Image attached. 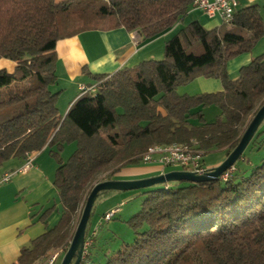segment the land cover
Instances as JSON below:
<instances>
[{
	"label": "trees",
	"instance_id": "16d2710c",
	"mask_svg": "<svg viewBox=\"0 0 264 264\" xmlns=\"http://www.w3.org/2000/svg\"><path fill=\"white\" fill-rule=\"evenodd\" d=\"M193 1L0 0V61L14 64L11 71L0 68V89L23 87L0 97V166L48 149L57 165L53 184L62 209L53 229L22 248L13 264H36L59 247L66 252L90 189L125 165L140 163L146 148L195 145L203 157L215 151L228 156L234 149L264 103V54L242 66L236 79L226 71L230 60L249 53L264 36L255 5L236 10L230 26L206 30L192 22L179 29L164 43L161 60L91 75L96 92L75 98L64 118L59 92L51 90L59 40L119 28L151 40L182 22ZM200 76L217 79L222 90L177 93ZM210 106L219 115L208 123L202 110ZM71 143L76 149L63 162L60 153ZM114 193H99L90 218L96 202ZM144 195L127 221L133 242L103 264H264V159L251 169L233 167L226 180L166 183ZM90 218L85 241L90 239L91 248ZM89 254L80 264L89 262Z\"/></svg>",
	"mask_w": 264,
	"mask_h": 264
},
{
	"label": "crops",
	"instance_id": "0c3cea01",
	"mask_svg": "<svg viewBox=\"0 0 264 264\" xmlns=\"http://www.w3.org/2000/svg\"><path fill=\"white\" fill-rule=\"evenodd\" d=\"M236 2V10L257 6L264 29V0H236ZM192 22H198L206 30L219 28L222 25L217 16L208 18L202 11L192 8L182 22L147 41H143L137 32L130 33L122 28L110 30V32L85 31L76 36L59 40L55 46L57 81L51 87L54 92H59L57 101L59 115L62 118L65 117L70 105L79 95V85L88 86L96 83L91 75H110L122 68H130L143 61L161 60L164 43L170 40L179 29ZM262 54H264V36L259 39L249 53L239 55L227 63L228 77L231 80L236 79L242 66H246L252 59ZM0 68L11 71L14 64L2 60ZM195 81L200 87L197 94L180 92L178 89L177 93L193 96L222 90L221 83L217 79L199 77ZM203 111L204 109L202 113ZM192 123L198 125L196 121H192ZM64 147L65 145L63 149ZM47 152L48 149H44L32 154L31 167L25 174H17L9 182L0 184V264H13L22 248L29 247L34 239L43 235L46 230L53 229L60 218L62 209L58 204V195L53 184L57 165ZM226 157L225 153L217 159L212 167L218 166ZM24 162L23 159L6 161L0 166V177L18 170ZM119 172H122V168L116 174ZM162 173L167 172L160 165L141 164V167L127 171L123 177L114 176L110 180H141ZM50 208H53V211L49 216L44 221L40 220L39 217ZM117 208L120 212L119 207L110 209L108 212Z\"/></svg>",
	"mask_w": 264,
	"mask_h": 264
},
{
	"label": "rangeland",
	"instance_id": "374dc122",
	"mask_svg": "<svg viewBox=\"0 0 264 264\" xmlns=\"http://www.w3.org/2000/svg\"><path fill=\"white\" fill-rule=\"evenodd\" d=\"M197 78L188 82L187 84L178 86V91L188 92L189 94H197V92H199L200 90L198 82L195 81ZM21 88L23 87L20 85H10L9 87L2 88L0 89V97L6 99L9 96L18 94L20 93ZM51 90L54 92L53 88H51ZM218 115L219 110L213 106L207 107L203 111L204 120L206 122H213ZM75 149V143L65 145L63 152H61L60 154L64 162L68 159V157L72 154V151H74ZM225 153H223L222 151L206 153L203 157L204 166L208 169L213 168V164H215V162H217V159H219V157H221ZM262 159H264V120L259 126L254 137L248 144L247 148L245 149L241 157H239V159L236 161L233 167L236 169H251L259 165ZM141 164L138 163L125 165L124 167H122V172L114 174L112 177H123V175L127 171L129 172L131 170L137 169L138 167H141ZM180 170L181 168L177 165L165 168V171L167 173ZM169 184L173 185V182ZM159 186L161 185H155L151 188H158ZM144 191H146V189L134 191L129 190V192L116 191V193L113 194L114 196H108L104 200L102 199L96 202L88 228L90 231L95 230V234L93 237L94 244L91 248L90 245L87 246L86 250L90 252V256L89 262L85 264H103L104 261L109 258L112 253L119 250V248L123 244H130L131 242H133V239L135 238L134 231L128 226L127 221L129 220L130 216L139 211L141 202L145 198ZM115 207H119L120 212L115 214V217L111 221L105 223L101 222L102 216L110 209H113ZM58 249L62 251V254L59 255L56 264H61L63 255L65 254V250L64 247H59Z\"/></svg>",
	"mask_w": 264,
	"mask_h": 264
},
{
	"label": "water",
	"instance_id": "95a60500",
	"mask_svg": "<svg viewBox=\"0 0 264 264\" xmlns=\"http://www.w3.org/2000/svg\"><path fill=\"white\" fill-rule=\"evenodd\" d=\"M261 105L262 106L256 111V113L248 123L238 143L224 159V161L218 166L208 169L207 172L202 175H197L195 173H189L186 171H171L168 173H162L155 177L141 180H106L96 183L92 187V189H90V192L86 198V202H84L85 204L82 209L81 215H79V221L77 223L76 229H74L75 232L71 238V241L68 242L69 246L65 254L63 255L61 264H80V262L82 261L85 245V228L90 218L92 207L99 193L103 191L129 192V190H144L155 185H162L171 182H211L219 179L224 173L231 170L236 161L239 159V157H241V155L247 148L248 144L250 143L259 126L264 120V103Z\"/></svg>",
	"mask_w": 264,
	"mask_h": 264
},
{
	"label": "built area",
	"instance_id": "2783aa9c",
	"mask_svg": "<svg viewBox=\"0 0 264 264\" xmlns=\"http://www.w3.org/2000/svg\"><path fill=\"white\" fill-rule=\"evenodd\" d=\"M192 4L193 9L202 11L208 18L217 16L221 23L230 26L234 19L236 11V0H194ZM97 87L95 84L84 86L79 85V95L85 93H95ZM78 95V96H79ZM140 156V163L143 164H157L163 169L177 165L181 171L195 173L202 175L207 172V168L203 164V153L195 147V145L172 143L167 145H152ZM32 155L28 156L22 166L18 170L9 172L0 177V184L9 182L13 176L17 174H25L31 167ZM231 170L227 171L221 176V179L226 180ZM119 209L110 211L101 219V222H109L117 214ZM94 232H92L93 234ZM84 245V253L87 246L90 245V239H87ZM62 254L61 250H55L49 253L45 259L36 264H56L59 255Z\"/></svg>",
	"mask_w": 264,
	"mask_h": 264
}]
</instances>
